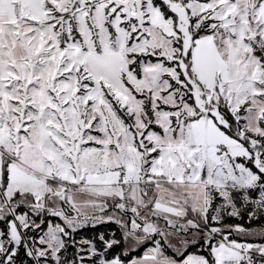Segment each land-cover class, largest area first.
I'll list each match as a JSON object with an SVG mask.
<instances>
[{
  "label": "snow or ice",
  "instance_id": "1",
  "mask_svg": "<svg viewBox=\"0 0 264 264\" xmlns=\"http://www.w3.org/2000/svg\"><path fill=\"white\" fill-rule=\"evenodd\" d=\"M0 264H264V0H0Z\"/></svg>",
  "mask_w": 264,
  "mask_h": 264
}]
</instances>
